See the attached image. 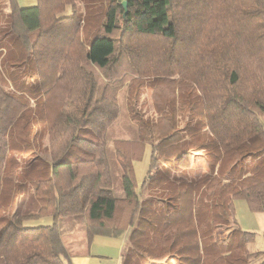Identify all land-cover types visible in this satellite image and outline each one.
Instances as JSON below:
<instances>
[{
  "label": "trees",
  "instance_id": "16d2710c",
  "mask_svg": "<svg viewBox=\"0 0 264 264\" xmlns=\"http://www.w3.org/2000/svg\"><path fill=\"white\" fill-rule=\"evenodd\" d=\"M103 1L83 21L74 0L0 14V264H72L58 222L80 215L88 248L128 232L124 264H264L234 209L264 213V0ZM125 78L152 79L159 115L133 120L151 149L139 186L116 150V197ZM193 153L207 171H187Z\"/></svg>",
  "mask_w": 264,
  "mask_h": 264
},
{
  "label": "rangeland",
  "instance_id": "374dc122",
  "mask_svg": "<svg viewBox=\"0 0 264 264\" xmlns=\"http://www.w3.org/2000/svg\"><path fill=\"white\" fill-rule=\"evenodd\" d=\"M21 7H27L32 4L33 0H17ZM77 11L81 20L85 18V12L88 16L101 17L105 9L103 0H74ZM0 14L4 19L7 15L6 0L1 1ZM92 5V6H90ZM69 10V9H68ZM132 78V77H131ZM136 78V77H134ZM154 84L152 79H144L142 81H131L125 78L123 87L118 93L120 112L117 118L113 121L107 131L106 136V151L110 165V173L112 178V191L116 197L123 196V188L121 183V170L116 161V150L120 149L128 158L132 160L134 178L139 186L146 175L151 149L146 145L142 147L138 142V128L136 118L140 121H155L159 115L156 111L157 100L152 96ZM133 94H136L133 98ZM133 99V103L131 102ZM130 98V99H129ZM178 104H176V107ZM171 108L170 104L166 105V110ZM133 116V119L132 117ZM181 115L177 114V119H181ZM183 119L179 122L182 124ZM201 153H193L188 161V170L191 173L199 174V172L207 171V164ZM162 168V167H161ZM143 195V194H142ZM146 196H142V199ZM244 200H239L234 203L236 214L240 221H245V206ZM60 236L68 251L69 255L88 254V247L85 242L84 234V218L80 216H71L61 219L58 222ZM241 228V226H240ZM243 228V226H242ZM242 230V229H241ZM226 232H219L218 238L223 240ZM123 240L120 255V264H124L130 255V245L128 242V232L120 237ZM110 258H114L113 253H107ZM108 259L111 261L112 259Z\"/></svg>",
  "mask_w": 264,
  "mask_h": 264
},
{
  "label": "crops",
  "instance_id": "0c3cea01",
  "mask_svg": "<svg viewBox=\"0 0 264 264\" xmlns=\"http://www.w3.org/2000/svg\"><path fill=\"white\" fill-rule=\"evenodd\" d=\"M35 4L36 2L33 0L32 4L30 3L27 7L34 6ZM244 206L245 214L247 215L244 222L240 221L235 210L237 222L236 227L239 230L242 229L241 231L253 233L255 235L254 242L252 244L253 248L264 253V213L251 212L248 209L247 204ZM235 208L236 207L234 206V209ZM28 224L34 227L48 226L52 224V219L50 217H46L39 221L29 222ZM122 243L123 240L120 238L94 236L88 248V254L70 255V261L72 264H120L121 262L119 260L121 259L120 255ZM108 251L109 253H113V255H115L114 258H110L111 256L107 255ZM109 258L112 260L109 261Z\"/></svg>",
  "mask_w": 264,
  "mask_h": 264
},
{
  "label": "water",
  "instance_id": "95a60500",
  "mask_svg": "<svg viewBox=\"0 0 264 264\" xmlns=\"http://www.w3.org/2000/svg\"><path fill=\"white\" fill-rule=\"evenodd\" d=\"M122 5H123V8L126 9V5H127L126 2H123Z\"/></svg>",
  "mask_w": 264,
  "mask_h": 264
}]
</instances>
